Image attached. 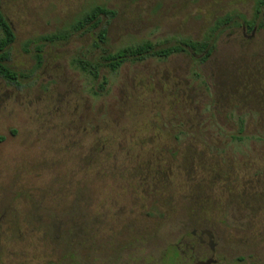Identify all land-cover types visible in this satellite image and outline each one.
<instances>
[{
  "label": "rangeland",
  "instance_id": "1",
  "mask_svg": "<svg viewBox=\"0 0 264 264\" xmlns=\"http://www.w3.org/2000/svg\"><path fill=\"white\" fill-rule=\"evenodd\" d=\"M262 1L0 0L20 74L0 78V264H264ZM97 6L115 12L111 52L232 21L205 62L148 58L96 81L76 61L102 54L100 28L37 41ZM203 229L215 250L196 257Z\"/></svg>",
  "mask_w": 264,
  "mask_h": 264
},
{
  "label": "trees",
  "instance_id": "2",
  "mask_svg": "<svg viewBox=\"0 0 264 264\" xmlns=\"http://www.w3.org/2000/svg\"><path fill=\"white\" fill-rule=\"evenodd\" d=\"M262 5H264V0L262 1ZM114 15V11L97 6L78 18L68 29H62L56 33L41 36L37 42L43 44L64 42L73 32L89 30V28H100L103 17H113ZM231 21V15H227L223 19H218L211 28L209 36L202 41L182 40L176 44L164 47H159L151 41H144L136 46L124 47L113 52L105 48L109 42L107 29L100 28L96 47L102 50V54L97 60L92 61L79 58L76 61V65L83 73L99 81L103 69L114 73L127 62H141L148 58L165 60L174 55L188 54L194 58L198 57V62H205L215 50L214 41L217 36L214 33L218 32ZM245 25L246 27L254 29L255 21H246ZM15 41L16 34L14 29L0 7V78L12 85H19L20 74L8 64L9 50ZM35 60L36 66L40 68L43 61L42 46L36 48ZM102 80L103 82L100 88L103 89L106 84L105 77H102ZM240 131L242 132V128Z\"/></svg>",
  "mask_w": 264,
  "mask_h": 264
},
{
  "label": "flooded vegetation",
  "instance_id": "3",
  "mask_svg": "<svg viewBox=\"0 0 264 264\" xmlns=\"http://www.w3.org/2000/svg\"><path fill=\"white\" fill-rule=\"evenodd\" d=\"M191 235L193 238H196V244L188 246L186 248L187 251H189L193 254L195 252H197L196 257H200L205 252L204 247L206 246L209 249V251L214 252L216 244L214 242V235H213L211 230L203 229L200 231V233H198V232H196V230H194ZM199 249H200V251H199ZM190 259L194 260V257H190ZM206 263L213 264L214 262L212 259H208L206 262H203V261L197 262V264H206Z\"/></svg>",
  "mask_w": 264,
  "mask_h": 264
},
{
  "label": "water",
  "instance_id": "4",
  "mask_svg": "<svg viewBox=\"0 0 264 264\" xmlns=\"http://www.w3.org/2000/svg\"><path fill=\"white\" fill-rule=\"evenodd\" d=\"M206 264H210V263H206Z\"/></svg>",
  "mask_w": 264,
  "mask_h": 264
}]
</instances>
